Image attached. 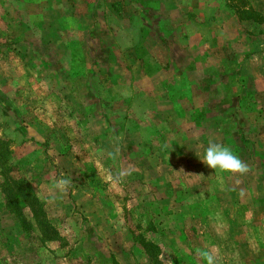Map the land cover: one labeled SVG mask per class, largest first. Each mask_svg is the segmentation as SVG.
Masks as SVG:
<instances>
[{"label": "rangeland", "instance_id": "1", "mask_svg": "<svg viewBox=\"0 0 264 264\" xmlns=\"http://www.w3.org/2000/svg\"><path fill=\"white\" fill-rule=\"evenodd\" d=\"M187 1L0 0V137L43 212L0 191V264H151L142 239L160 264H264V0H212L240 31L210 51ZM209 140L250 171L205 165Z\"/></svg>", "mask_w": 264, "mask_h": 264}, {"label": "crops", "instance_id": "2", "mask_svg": "<svg viewBox=\"0 0 264 264\" xmlns=\"http://www.w3.org/2000/svg\"><path fill=\"white\" fill-rule=\"evenodd\" d=\"M188 2V1H187ZM130 3V2H129ZM131 4V3H130ZM203 9H200L202 8ZM150 12V8H147V9H144L143 13L144 14H148ZM183 18H187V19H199L200 20V23L196 22V23H192L191 26H192V32L194 33L193 36H197L198 39H195L194 40V43H196L197 40H199V35L200 34H203V35H206V38H205V41H208L209 44L206 45V48L209 49L210 51V48H213L212 50L215 49V46L213 45V42H214V39H215V36L220 33H225L227 32L228 33V38L230 37H233L235 34H237L240 30V25H239V22H238V19L235 17V19L232 17L230 19H228L226 22H229L231 23L230 25L228 24H224V25H221V23H216L214 22L213 20H210V18H212V16L214 15L215 13V7L213 5V2L212 0H189L188 2V5L185 6L184 5V11H183ZM215 17V15H214ZM204 21L203 24H201V22ZM216 21V20H215ZM215 25V26H214ZM196 27V28H195ZM218 32V33H217ZM223 37V36H221ZM182 40V38H181ZM203 42V39L200 40V43ZM211 50V51H212ZM206 54V56H204V60L203 59H199L201 61V63L198 65H196V70L201 72L202 71V66L205 65L208 61L209 62H214L216 61L215 60V54L214 52H209ZM214 61H213V59ZM195 60H198V59H195ZM198 60V61H199ZM217 64V63H216ZM219 65H223L222 63L221 64H217V66ZM215 69V68H214ZM191 70V69H190ZM209 76L211 77L212 80H216V82L218 81H223V78L225 77V79L228 77V75H226L225 73H223V70H213L212 73L209 74ZM223 102V101H222ZM215 103H218L215 102ZM208 104L207 106L210 108V112H211V108L215 106L218 107V105L216 104ZM222 105H220L219 107H221ZM208 107H206L208 109ZM243 204H241L240 202H236V200L234 199V202H232L231 206H230V209L229 211L227 212L228 215H229V219L231 220V223L232 224H240V223H244V215L245 213L242 212V206ZM170 207V206H169ZM243 209H246V208H243ZM243 217V219H242ZM147 257V255H146ZM148 258V257H147Z\"/></svg>", "mask_w": 264, "mask_h": 264}, {"label": "trees", "instance_id": "3", "mask_svg": "<svg viewBox=\"0 0 264 264\" xmlns=\"http://www.w3.org/2000/svg\"><path fill=\"white\" fill-rule=\"evenodd\" d=\"M246 13L247 11L244 10ZM10 154L8 147V139L0 137V191L3 195L5 206L11 212L20 214L21 209L26 207L34 215V219L43 214L37 197L32 192L31 186L21 176H13L11 174L15 168L11 164H6ZM51 229V230H50ZM48 233H55L51 227ZM56 236H50L53 238ZM139 242V240H138ZM140 246L144 253L147 255L151 264H160L158 258V251L155 247H159L157 244L150 240H140Z\"/></svg>", "mask_w": 264, "mask_h": 264}, {"label": "clouds", "instance_id": "4", "mask_svg": "<svg viewBox=\"0 0 264 264\" xmlns=\"http://www.w3.org/2000/svg\"><path fill=\"white\" fill-rule=\"evenodd\" d=\"M199 158L209 168L220 170L221 172L245 175L250 171V166L244 162L231 147L212 140H209L203 157ZM71 184L72 179L66 178L63 175L53 182L54 188L64 194L68 192ZM199 255L206 264H217L215 250L202 249L199 250Z\"/></svg>", "mask_w": 264, "mask_h": 264}]
</instances>
